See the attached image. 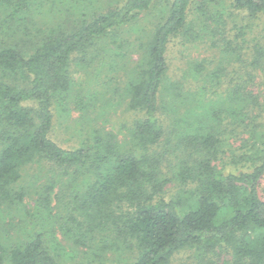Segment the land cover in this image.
<instances>
[{
	"label": "trees",
	"instance_id": "trees-1",
	"mask_svg": "<svg viewBox=\"0 0 264 264\" xmlns=\"http://www.w3.org/2000/svg\"><path fill=\"white\" fill-rule=\"evenodd\" d=\"M153 1L124 0L73 31L38 38L27 53L22 47L29 46L25 38L27 25L19 12L29 9V4L24 0H0V6L11 7L10 15L16 16L11 22L0 20V30L5 32L13 23L15 35L20 33L16 41L0 40V202L20 200L23 193L15 191L14 184L20 179L21 168L45 159L65 171L73 169L68 172L73 178L85 179L84 190L71 196L82 217L70 220L79 228L86 227L85 232L106 226L117 239L136 247L138 256L127 264H169L176 253L186 248L201 253L197 264H264V198L258 191L264 176V89L235 86L233 99L211 108L214 115H237V122L247 128L249 136L245 141L249 149L243 159L252 162L251 170L224 173L216 169L211 157L218 140L197 120L185 130L179 144L199 145L205 156L177 166L173 175L181 185L165 198L164 187L170 179L162 173L161 156L153 149L163 136L158 115L160 89L165 83L171 88L179 86L178 82L166 80L169 42L189 30L192 36V29L199 28L197 22L208 21L204 24L208 28L210 21L222 25L225 0L166 3L165 14L155 24L140 64L131 72L125 87L128 108L141 113L129 130L131 146L125 147L115 135L100 130H94L92 139L75 149L62 148L49 136L53 97L70 87L68 65L72 54L98 56V50L89 53L88 47L149 10ZM229 7L245 11L249 19L264 16V0H230ZM192 16L197 19L187 24ZM15 21L20 24L17 26ZM217 26L212 32L221 35V26ZM245 30L239 27L231 42L240 51H251L238 55L245 62L243 68L248 70L250 62L253 70L264 73V37L243 41ZM18 74L29 79L27 84L14 82ZM240 94H246L248 101L239 99ZM28 101L35 107L24 105ZM196 101L191 100L194 110H190L195 118L202 113L196 110L202 108L198 104L201 101ZM43 200L49 203L47 196ZM75 242L84 245L79 239ZM217 249L229 258L216 261L208 256L218 254ZM0 264L62 263L38 233L28 240L7 244L0 239Z\"/></svg>",
	"mask_w": 264,
	"mask_h": 264
},
{
	"label": "rangeland",
	"instance_id": "rangeland-1",
	"mask_svg": "<svg viewBox=\"0 0 264 264\" xmlns=\"http://www.w3.org/2000/svg\"><path fill=\"white\" fill-rule=\"evenodd\" d=\"M24 1L29 4V9L19 14L26 21L28 33L25 38L29 46L22 47L29 53L38 38L58 31H73L95 15L121 5L124 0ZM168 1L171 0H154L149 10L115 28L108 36L97 39L88 51L98 50V56L83 58L79 52L72 54L68 65L70 87L66 92L57 93L51 106L53 122L49 136L59 146L78 148L92 139L94 130L112 133L125 147L132 145L129 130L141 113L128 108L125 87L131 72L140 64L155 24L164 16ZM229 2L225 0L223 5L222 25L210 21L208 28L204 25L208 21L197 22L199 28L192 29V36L190 30L186 34L180 33L168 45L166 80L175 84L178 82L179 86L171 88L165 83L160 89L158 115L163 136L153 146L161 156L162 173L170 179L164 187L165 198L177 192L181 185L173 175L177 166L185 161L191 164L205 156V150L199 145L179 144L185 130L193 127L197 120L203 130L211 129L218 140L216 153L211 157L216 169L224 173H238L253 168L252 162L243 159V153H248L249 149L245 141L249 136L247 128L237 122V115H214L211 109L217 104L220 106V101L231 100V94L237 93L235 86L248 85L253 91L264 89V73L253 70L250 62L246 70L242 66L245 63L243 58L238 56L251 51H240L231 42L236 39L239 27L246 28L243 41L263 38L264 16L249 19L245 11L229 7ZM2 7L0 20L11 22L16 17L10 15L11 7ZM195 19L197 16L190 17L187 24L194 23ZM15 24L18 26L20 23L15 21ZM12 25L10 23L5 32L0 30V40H17L20 33L15 35ZM215 25L221 26V35L212 32ZM3 33L9 37H2ZM245 74L246 77H243ZM28 81L22 74L15 75V83L23 85ZM240 98L248 101L246 94H240ZM197 99L201 101L198 104L202 108L196 110L202 113L195 118L194 112L190 111L194 110L191 100ZM24 105L35 107L31 101ZM72 170L65 171L45 159L21 168L14 190L22 191L23 196L20 200L14 199L17 201L0 202L2 242L24 241L40 233L44 245L62 264H127L135 260L138 249L117 239L106 226H97L85 232L86 227L79 228L70 220L82 217L71 196L86 187L85 179L81 176L73 178L69 174ZM192 186L193 183L189 184V187ZM258 191L264 198V176L259 181ZM46 196L48 204L43 200ZM75 239L84 245L76 244ZM104 244L105 248H100ZM217 251L218 254L208 256L216 261L229 258L222 250ZM200 256L195 248H186L176 253L169 264H197Z\"/></svg>",
	"mask_w": 264,
	"mask_h": 264
}]
</instances>
